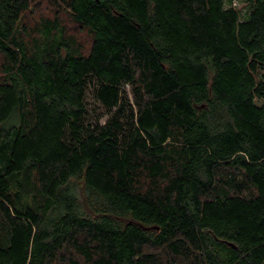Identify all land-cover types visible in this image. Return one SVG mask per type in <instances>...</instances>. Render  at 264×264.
<instances>
[{
  "label": "trees",
  "instance_id": "trees-1",
  "mask_svg": "<svg viewBox=\"0 0 264 264\" xmlns=\"http://www.w3.org/2000/svg\"><path fill=\"white\" fill-rule=\"evenodd\" d=\"M40 1L0 0V264H264V0H47L87 47Z\"/></svg>",
  "mask_w": 264,
  "mask_h": 264
},
{
  "label": "rangeland",
  "instance_id": "rangeland-1",
  "mask_svg": "<svg viewBox=\"0 0 264 264\" xmlns=\"http://www.w3.org/2000/svg\"><path fill=\"white\" fill-rule=\"evenodd\" d=\"M237 7H243L238 4L235 0L234 2ZM57 10V8L49 1L42 0L36 5H34L30 11L26 12L23 16V22L25 24L26 31L28 33L36 32L39 22L42 19L48 18L52 19L55 16L59 19L62 26H64L66 34L74 37L83 47H87L91 41L88 32L85 29H82L80 26L75 24L65 10ZM24 185V191L28 200L31 203L38 202V193L35 187L28 183L27 180H21Z\"/></svg>",
  "mask_w": 264,
  "mask_h": 264
}]
</instances>
